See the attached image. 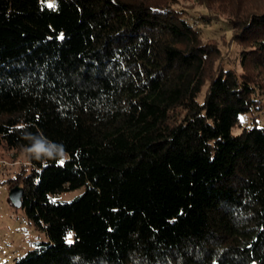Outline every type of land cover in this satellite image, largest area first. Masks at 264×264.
Returning a JSON list of instances; mask_svg holds the SVG:
<instances>
[{
	"label": "trees",
	"instance_id": "trees-1",
	"mask_svg": "<svg viewBox=\"0 0 264 264\" xmlns=\"http://www.w3.org/2000/svg\"><path fill=\"white\" fill-rule=\"evenodd\" d=\"M0 149L15 264H264V0H0Z\"/></svg>",
	"mask_w": 264,
	"mask_h": 264
},
{
	"label": "rangeland",
	"instance_id": "rangeland-1",
	"mask_svg": "<svg viewBox=\"0 0 264 264\" xmlns=\"http://www.w3.org/2000/svg\"><path fill=\"white\" fill-rule=\"evenodd\" d=\"M205 35L227 50L226 43L230 32L221 25L207 27ZM229 48L228 59L233 60L234 51ZM24 154L6 156L0 149V264H15L28 252L47 241L46 234L27 218L25 210L15 208L8 199L9 181L15 177L22 165H25ZM29 170V169H28ZM84 188L62 193L54 198L59 202H70L80 196Z\"/></svg>",
	"mask_w": 264,
	"mask_h": 264
},
{
	"label": "water",
	"instance_id": "water-1",
	"mask_svg": "<svg viewBox=\"0 0 264 264\" xmlns=\"http://www.w3.org/2000/svg\"><path fill=\"white\" fill-rule=\"evenodd\" d=\"M23 194V189L19 186H16L12 189H10L8 193V199L10 203L15 207V208H20L21 207V197Z\"/></svg>",
	"mask_w": 264,
	"mask_h": 264
},
{
	"label": "snow or ice",
	"instance_id": "snow-or-ice-1",
	"mask_svg": "<svg viewBox=\"0 0 264 264\" xmlns=\"http://www.w3.org/2000/svg\"><path fill=\"white\" fill-rule=\"evenodd\" d=\"M48 6H49V7H53L54 5L51 4V3H49ZM69 240H70V236H69Z\"/></svg>",
	"mask_w": 264,
	"mask_h": 264
}]
</instances>
